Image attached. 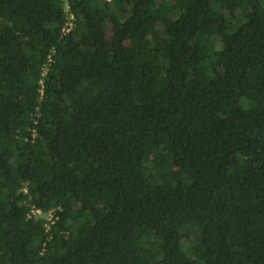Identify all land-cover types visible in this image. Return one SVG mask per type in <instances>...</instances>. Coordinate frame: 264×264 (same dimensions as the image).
<instances>
[{"label":"trees","instance_id":"trees-1","mask_svg":"<svg viewBox=\"0 0 264 264\" xmlns=\"http://www.w3.org/2000/svg\"><path fill=\"white\" fill-rule=\"evenodd\" d=\"M0 264H264V0H0Z\"/></svg>","mask_w":264,"mask_h":264},{"label":"built area","instance_id":"built-area-1","mask_svg":"<svg viewBox=\"0 0 264 264\" xmlns=\"http://www.w3.org/2000/svg\"><path fill=\"white\" fill-rule=\"evenodd\" d=\"M104 1H111V0H104ZM69 5L66 4L65 5V9L64 10H68ZM71 18H73V14L69 13V18L68 20L65 22V25L63 26L62 30L64 32L68 31L71 26H72V20ZM50 59H48L49 61ZM45 68V69H44ZM46 66L43 65L42 71H41V77L38 80V83H42L43 82V76L46 73ZM39 91L40 94L43 93V90L41 87H39ZM34 136V133H33ZM19 190H21L23 193L27 194V205H28V209L25 211V216L27 219H32V218H38V217H44L45 221H44V227H45V231H48L51 227V225L55 222V220L59 217L58 215V211H61V208L58 207H51L46 211H42L40 207L36 206L35 203L30 202L31 200V194H29L28 192V188L26 186L21 187Z\"/></svg>","mask_w":264,"mask_h":264},{"label":"rangeland","instance_id":"rangeland-1","mask_svg":"<svg viewBox=\"0 0 264 264\" xmlns=\"http://www.w3.org/2000/svg\"><path fill=\"white\" fill-rule=\"evenodd\" d=\"M191 241H192V239H191Z\"/></svg>","mask_w":264,"mask_h":264}]
</instances>
